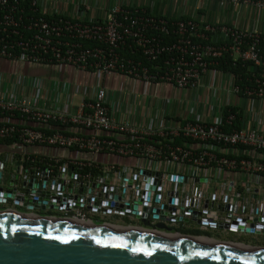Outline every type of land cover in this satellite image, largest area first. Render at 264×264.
Here are the masks:
<instances>
[{
    "label": "built area",
    "instance_id": "1",
    "mask_svg": "<svg viewBox=\"0 0 264 264\" xmlns=\"http://www.w3.org/2000/svg\"><path fill=\"white\" fill-rule=\"evenodd\" d=\"M209 1L264 10V0ZM89 3L69 14L57 0H0V140H14L0 152V205L206 242L264 238V35L169 20L125 0L102 13ZM225 55L246 78L215 69ZM19 63L97 81L1 69ZM211 72L220 79L205 81ZM109 76L202 94L173 115L175 97L110 95L99 84Z\"/></svg>",
    "mask_w": 264,
    "mask_h": 264
},
{
    "label": "water",
    "instance_id": "2",
    "mask_svg": "<svg viewBox=\"0 0 264 264\" xmlns=\"http://www.w3.org/2000/svg\"><path fill=\"white\" fill-rule=\"evenodd\" d=\"M1 69L26 77L68 78L55 66L19 63ZM0 264H264V251L0 209Z\"/></svg>",
    "mask_w": 264,
    "mask_h": 264
},
{
    "label": "crops",
    "instance_id": "3",
    "mask_svg": "<svg viewBox=\"0 0 264 264\" xmlns=\"http://www.w3.org/2000/svg\"><path fill=\"white\" fill-rule=\"evenodd\" d=\"M57 1L61 2L63 12L70 14L78 6L83 8L82 3L84 0ZM89 2V4L96 5L99 10L101 9V13L103 10L109 9L113 4V0H89ZM125 3L130 7L144 8L151 15L164 17L169 20H181L186 18L199 24H226L237 27L243 31H255L264 35V10H259L253 5H239L235 7L228 5L220 7L215 2L209 0H125ZM93 14L92 10L88 13V15ZM97 14L100 15V12ZM60 69L67 74V81L74 80L78 83L89 82L92 84H95L97 81L95 77H86L82 73L73 71L67 66H61ZM212 79H220V75L211 72L205 76V81L207 82ZM99 84L103 85L108 91L109 89H113V94L126 95L134 93L138 96H145L151 92V95L163 98L164 96L168 97L167 92L169 91L178 93V91L166 86H160L154 90L151 87L122 76L101 78ZM114 90H116L117 93H115ZM6 150L7 148L5 146L0 145L1 153L6 152ZM10 171H12V168L7 166L5 178L2 183L3 187L9 184L8 176ZM5 208L6 206L0 205V209L4 210Z\"/></svg>",
    "mask_w": 264,
    "mask_h": 264
},
{
    "label": "rangeland",
    "instance_id": "4",
    "mask_svg": "<svg viewBox=\"0 0 264 264\" xmlns=\"http://www.w3.org/2000/svg\"><path fill=\"white\" fill-rule=\"evenodd\" d=\"M113 89H109V92H110V95H113ZM115 93H117L116 90H114ZM197 94H202L201 91H185V92H182V91H178V93H175V92H167V96L168 97H175L173 100V103H171L170 107H169V111H170V114H173V115H181L182 114V111L184 110L185 111V106H188L190 103H193V98L196 97ZM118 95V94H116ZM148 96L151 95V92H149L147 94ZM165 97V96H164ZM176 97H179L177 100H176ZM150 98V97H149ZM154 99V105H163V103L161 102V98H158V97H153ZM142 101V100H141ZM180 101H182L183 103H181L182 105H180ZM186 101V102H184ZM145 104L143 102V108H144ZM200 111L203 109V106L202 104H199L198 105V108ZM221 239H230L228 237H224V238H221Z\"/></svg>",
    "mask_w": 264,
    "mask_h": 264
},
{
    "label": "trees",
    "instance_id": "5",
    "mask_svg": "<svg viewBox=\"0 0 264 264\" xmlns=\"http://www.w3.org/2000/svg\"><path fill=\"white\" fill-rule=\"evenodd\" d=\"M181 20H188L186 18L181 19ZM167 40H170L169 38H166ZM86 45H89L86 43ZM139 57V55L137 56V58ZM162 60H160L161 62ZM145 65H147V67L149 69L151 68V64L147 63L146 61H144ZM160 64V63H158ZM154 65V64H153ZM216 70H220L222 72L225 73H230L232 75H234L235 77H240L242 79L247 77V69L242 67L241 64L239 62H235L233 61V59L231 57H229L228 55H225L224 58L220 59L218 61V66L215 67ZM14 142V140L12 139H5V140H0V145L1 146H10L12 143Z\"/></svg>",
    "mask_w": 264,
    "mask_h": 264
},
{
    "label": "flooded vegetation",
    "instance_id": "6",
    "mask_svg": "<svg viewBox=\"0 0 264 264\" xmlns=\"http://www.w3.org/2000/svg\"><path fill=\"white\" fill-rule=\"evenodd\" d=\"M45 219H49V220H59V219H54V218H45ZM62 221V220H60ZM63 222H69V221H63ZM71 223V222H69ZM77 224V223H76ZM92 225H97L96 223H92ZM97 226H100V225H97ZM100 227H105L107 228V226H100ZM112 228V227H110ZM113 228H116V227H113ZM118 228V227H117ZM164 236V235H163ZM230 240H233L235 239V236L231 235L229 236ZM247 242H244V244H232V243H224V242H221L222 245H225V246H228V247H236V248H243V249H251V250H261V251H264V238L261 237V238H252V237H247V238H244ZM256 242V244L258 245H254V242ZM213 243H216V242H213Z\"/></svg>",
    "mask_w": 264,
    "mask_h": 264
}]
</instances>
